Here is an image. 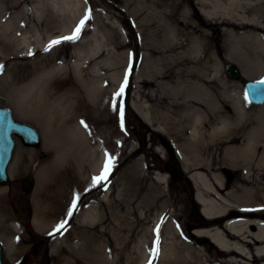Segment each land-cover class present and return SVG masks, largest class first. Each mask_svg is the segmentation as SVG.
<instances>
[{
	"label": "rangeland",
	"instance_id": "obj_1",
	"mask_svg": "<svg viewBox=\"0 0 264 264\" xmlns=\"http://www.w3.org/2000/svg\"><path fill=\"white\" fill-rule=\"evenodd\" d=\"M193 1L195 12L186 5L172 15V7L168 6L171 0H0V105L10 108L17 120L36 127L46 97L48 116L52 118L50 127L56 132L58 120L64 116L77 124L84 112L91 113L95 120L104 121L98 126L91 122L97 128L90 145L92 160H103L102 168L105 153L113 160L107 181L77 192L74 173L70 175L64 168L70 159L73 166L77 164L78 152L68 141L69 136L59 133L62 174L57 182L40 189L38 166L26 163L22 172L11 176L10 186L0 185V218L7 219V232L4 235L0 230V241L9 264H149L150 259L152 264L251 262L237 253H223L208 237L193 235L198 228L195 223L203 217V207L191 190L195 185L174 179L166 167L172 157L183 167L182 154L168 136H164L166 141L161 140L162 124L145 123L132 106L139 103V89H148L138 87L139 81L150 74L148 66L152 60L162 55L160 46L169 43L161 29L173 24L182 29L180 23H188L189 15L212 42L224 77L236 91L246 94L243 72L241 78L231 79L224 68L233 62L241 71H254V37L246 30H234L227 22L254 18V0H241L239 5H227L217 11ZM89 13L79 39L64 41L45 51L53 39L71 35ZM164 59L162 69L171 72L177 61L175 52ZM157 66L154 60V68ZM126 75L123 95L114 98L117 110L108 113V92L116 93ZM53 91H57L56 98ZM96 102L101 105L97 110ZM121 102L123 127L118 110ZM246 102L253 108L264 107L253 104L248 97ZM103 124L109 134L106 129L100 130ZM40 135L38 146H29L17 138L12 162L21 152H36L40 160L48 157L52 151L44 149L41 132ZM71 137L77 141L76 136ZM30 175L35 183L31 193H26L22 186ZM225 182L226 188L220 192L234 204L229 207L242 216L244 223L252 221L249 213L260 206L249 205V198L227 197L226 193L236 190L238 186L234 185L239 183L228 176ZM237 193L243 195L241 190ZM74 199L76 207L72 209ZM42 210L60 216L55 221L49 218L45 227L54 228L46 232H39L34 226V221L42 220ZM70 210L72 214L68 215ZM13 222L20 228L18 236ZM61 222H66L64 229L54 231ZM158 225L159 256L153 258L151 249L156 246ZM248 229L256 230L253 226ZM12 237L17 244L10 256L8 240ZM231 242L247 251L241 239L234 237Z\"/></svg>",
	"mask_w": 264,
	"mask_h": 264
},
{
	"label": "bare ground",
	"instance_id": "obj_2",
	"mask_svg": "<svg viewBox=\"0 0 264 264\" xmlns=\"http://www.w3.org/2000/svg\"><path fill=\"white\" fill-rule=\"evenodd\" d=\"M191 1L193 0H171L168 6L172 7V15L177 9L186 8V5H190V9L195 12L196 8ZM240 2L241 0H197L198 5L215 11L227 5H239ZM205 14L208 15L206 12ZM175 20L180 21L178 17H175ZM186 21L188 23H180L182 29L174 24L161 29L164 39L169 43L160 46L162 55L152 60L148 66L150 74L139 81L138 87L143 85L148 89H139V103L134 102L132 106L145 123L162 124L163 133L154 127L163 134L161 140L166 141L164 136H168L180 155L182 154L183 169L196 187L195 199L201 203L203 207L201 214L207 218L195 223L198 228L193 235L208 237L223 253H237L251 261L246 264H264V223L261 222L264 221V107L253 108L247 104L243 92L236 91L234 85L222 74L212 42L208 35L203 33L200 24L192 22L190 15ZM227 24L234 30H246L254 37V50L257 55V59L254 60V71L249 73L242 70L243 75L246 78L252 75L264 78V0H254V18L247 17L241 23L228 21ZM177 50L179 51L176 52ZM220 51L218 49V56ZM173 52L177 61L173 70L169 72L162 67L166 55ZM154 60L157 62V68H154ZM57 91H53V98L57 97ZM108 94L106 102L108 113H111L115 92L111 90ZM89 104L85 103L86 106ZM47 106L48 101L45 97L44 106L40 110V121H36L35 126L43 136L44 149L52 151L51 154L40 160L36 152L19 153L10 165V175L15 177L22 172L26 163L29 165L36 163L39 168L37 179L40 189L45 190V187L57 182L62 174L58 134L64 133L69 136L68 141L75 146L79 156L75 166L70 159L64 170L70 175L71 172L74 173V184L78 187L77 192H81L92 185V178L102 170L103 160L101 163L92 160L90 145L93 132L97 129L91 122L98 126L104 121L95 120L91 113L84 112L80 121L73 124L70 117L64 116L58 120L59 130L56 132L50 127L52 118L48 116ZM95 106L97 110L101 105L96 102ZM86 119H92L84 122L87 127L81 123ZM100 127V130L107 128L104 124ZM105 131L107 134L110 133L109 129ZM71 135L76 136L77 141ZM88 151L90 155L87 154ZM226 176L239 183L234 185L238 186L236 190L233 188L226 193L227 197L249 198L252 202L249 205L260 206L253 213L248 211L251 213L249 216L252 217L250 218L252 221L244 223L242 216L229 207L234 205L231 200L222 196L220 191L226 188ZM158 178L164 181L162 177ZM242 182L247 184L243 185ZM240 190L243 192L242 196L237 193ZM2 194L0 188V196ZM42 212V220L34 221V226L37 231L46 232L54 228L52 225L45 227L49 218L55 221L59 220L60 216L57 213H47L46 210ZM13 224L17 229L15 236H18L20 228L15 222ZM6 225L7 219L0 218V230L4 235L7 232ZM249 226L256 230L250 231ZM220 228L224 230L222 233L219 231ZM234 237L241 239L247 251L231 242ZM13 238L8 240L10 256H13L12 249L17 244ZM192 250L198 254L196 248L192 247Z\"/></svg>",
	"mask_w": 264,
	"mask_h": 264
},
{
	"label": "water",
	"instance_id": "obj_3",
	"mask_svg": "<svg viewBox=\"0 0 264 264\" xmlns=\"http://www.w3.org/2000/svg\"><path fill=\"white\" fill-rule=\"evenodd\" d=\"M225 73L231 79L241 78L242 71L236 63L229 62L225 65ZM264 78L248 79L242 77V84L244 85L245 92L248 99L257 105L264 104V96L253 95L250 85H255L257 81ZM17 138L21 139L29 146H38L41 144V135L38 129L28 123L19 121L15 118L14 113L8 107L0 105V185L10 186L12 178L10 175V165L13 160L14 150L17 144ZM167 170L176 180H185L190 183L189 176L185 173L179 160L172 157L166 164ZM34 177L28 176L23 183V190L26 193H31L34 187ZM193 194L196 187L191 188ZM207 219V218H206ZM0 264H9L5 255L4 244L0 241Z\"/></svg>",
	"mask_w": 264,
	"mask_h": 264
},
{
	"label": "snow or ice",
	"instance_id": "obj_4",
	"mask_svg": "<svg viewBox=\"0 0 264 264\" xmlns=\"http://www.w3.org/2000/svg\"><path fill=\"white\" fill-rule=\"evenodd\" d=\"M90 19V13L86 14L85 17L79 22L78 26L74 29L73 33L69 36H63L57 39H53L50 41L49 45L46 47L45 51L50 50L52 47L61 44L64 41H74L79 39L80 33L85 25V22ZM31 54V53H29ZM127 84V75L125 77L124 84L121 85L120 89L115 93V96L120 97L124 93V87ZM249 88L251 89L253 95L255 96H264V79H261L260 81H257L255 85H250ZM245 99H247V93L245 94ZM113 110H117V105L115 101H113ZM119 114H120V120H121V126L123 127V116H124V109H123V103L121 102L119 105ZM82 124H84V121H81ZM85 127H87L86 124H84ZM113 166V160L112 157L109 156L107 153H105V163L103 165V168L99 175L94 176L92 178V185L96 186L101 184L102 182H105L108 180V176L111 173ZM76 202L75 199L72 203V209H75ZM72 211L70 210L68 215H71ZM66 222H61L60 224L56 225L54 231H60L61 229H64ZM157 233V239L154 242L155 247L151 249V256L153 258H158L159 256V225L155 229ZM149 264H152V260L150 259Z\"/></svg>",
	"mask_w": 264,
	"mask_h": 264
},
{
	"label": "trees",
	"instance_id": "obj_5",
	"mask_svg": "<svg viewBox=\"0 0 264 264\" xmlns=\"http://www.w3.org/2000/svg\"><path fill=\"white\" fill-rule=\"evenodd\" d=\"M200 220H204V217L200 216Z\"/></svg>",
	"mask_w": 264,
	"mask_h": 264
}]
</instances>
